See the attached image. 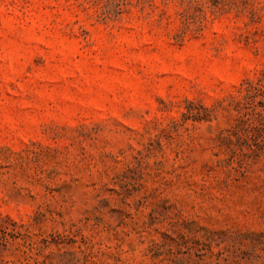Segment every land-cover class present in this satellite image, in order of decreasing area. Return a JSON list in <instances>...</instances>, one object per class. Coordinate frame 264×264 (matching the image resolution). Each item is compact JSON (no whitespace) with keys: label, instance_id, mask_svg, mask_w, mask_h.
Here are the masks:
<instances>
[{"label":"rangeland","instance_id":"374dc122","mask_svg":"<svg viewBox=\"0 0 264 264\" xmlns=\"http://www.w3.org/2000/svg\"><path fill=\"white\" fill-rule=\"evenodd\" d=\"M0 264H264V0H0Z\"/></svg>","mask_w":264,"mask_h":264}]
</instances>
